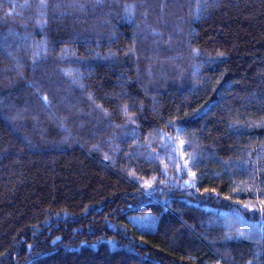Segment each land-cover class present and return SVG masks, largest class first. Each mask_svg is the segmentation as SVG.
Returning <instances> with one entry per match:
<instances>
[{"label": "trees", "instance_id": "trees-1", "mask_svg": "<svg viewBox=\"0 0 264 264\" xmlns=\"http://www.w3.org/2000/svg\"><path fill=\"white\" fill-rule=\"evenodd\" d=\"M207 2L0 0V264H264V0Z\"/></svg>", "mask_w": 264, "mask_h": 264}, {"label": "snow or ice", "instance_id": "snow-or-ice-1", "mask_svg": "<svg viewBox=\"0 0 264 264\" xmlns=\"http://www.w3.org/2000/svg\"><path fill=\"white\" fill-rule=\"evenodd\" d=\"M210 5L208 4V2H207V0H203V3H201L200 2V0H197V4H196V9L197 10H201V9H206L207 7H209ZM127 10V9H126ZM198 14V13H197ZM129 15L131 16V15H134V11H131V10H129ZM199 50H197V52H198ZM38 55V54H37ZM224 55V53H218L217 54V56H223ZM33 59H34V61H35V59H36V55H34V57H33ZM43 99L45 100V101H47L48 100V97L47 96H44L43 97ZM98 107H102V106H98ZM128 108H129V105H127V104H125L124 106H123V111H124V113H125V115L128 117V120H127V123L129 124V125H136V119H135V116H134V114H129V112H128ZM105 111V114L107 115L108 113H107V110H104ZM169 123L171 124L172 122L171 121H169ZM137 127H138V125H137ZM247 127H252V128H264V121H261V122H259V123H250V124H248L247 125ZM177 130H179V129H177ZM131 131H134V129L133 130H131ZM128 133H126V135H127ZM170 139H172V138H170ZM185 143H186V141H184V140H180V145L181 146H183V145H185ZM106 159L108 158V157H105ZM191 163H193V161H191V160H185L184 161V164H185V166H187L188 164H191ZM193 177H195V173H192L191 174ZM155 177L153 178V181H155ZM162 183V182H161ZM145 186L146 187H148V188H151L152 187V183L151 182H145ZM212 191H215V189H212ZM245 207H247V208H249L250 210H256L255 209V207L253 206V205H245ZM259 211H260V213H262V214H264V201H262L261 203H260V205H259V209H258ZM240 237H243V238H245V239H251V232H249L248 233V235H246L244 232H241V233H239L238 234ZM230 237H225V239L227 240V239H229ZM260 239L262 240V241H264V225H262L261 226V232H260ZM29 247L31 248L32 246L31 245H29Z\"/></svg>", "mask_w": 264, "mask_h": 264}, {"label": "bare ground", "instance_id": "bare-ground-1", "mask_svg": "<svg viewBox=\"0 0 264 264\" xmlns=\"http://www.w3.org/2000/svg\"><path fill=\"white\" fill-rule=\"evenodd\" d=\"M128 25V24H127Z\"/></svg>", "mask_w": 264, "mask_h": 264}]
</instances>
